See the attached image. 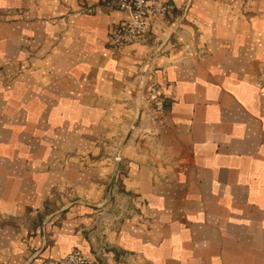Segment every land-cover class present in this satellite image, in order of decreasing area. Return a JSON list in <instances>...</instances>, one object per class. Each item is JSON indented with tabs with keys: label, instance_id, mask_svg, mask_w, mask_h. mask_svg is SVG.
Here are the masks:
<instances>
[{
	"label": "crops",
	"instance_id": "0c3cea01",
	"mask_svg": "<svg viewBox=\"0 0 264 264\" xmlns=\"http://www.w3.org/2000/svg\"><path fill=\"white\" fill-rule=\"evenodd\" d=\"M168 1L113 50L111 0H0V264H264V0Z\"/></svg>",
	"mask_w": 264,
	"mask_h": 264
},
{
	"label": "built area",
	"instance_id": "2783aa9c",
	"mask_svg": "<svg viewBox=\"0 0 264 264\" xmlns=\"http://www.w3.org/2000/svg\"><path fill=\"white\" fill-rule=\"evenodd\" d=\"M100 1L106 2L107 0ZM111 4L125 14V19L109 31L107 46L111 49L119 50L127 44L143 42L149 38L155 40L161 34H165L166 37L163 42H159V45L169 38L170 31L168 29L174 7L168 0H111ZM82 9L89 11L91 7L86 6ZM143 86L147 116L150 121L161 123L165 116L164 97L151 72L144 79ZM115 156L119 157L118 151ZM50 264L99 263L86 259L73 249L65 256L51 261Z\"/></svg>",
	"mask_w": 264,
	"mask_h": 264
},
{
	"label": "water",
	"instance_id": "95a60500",
	"mask_svg": "<svg viewBox=\"0 0 264 264\" xmlns=\"http://www.w3.org/2000/svg\"><path fill=\"white\" fill-rule=\"evenodd\" d=\"M162 45H163V44H160L159 47H158V49H159ZM118 160H119V157L116 156V164L118 163Z\"/></svg>",
	"mask_w": 264,
	"mask_h": 264
}]
</instances>
